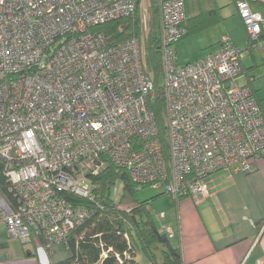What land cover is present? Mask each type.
<instances>
[{
  "label": "built area",
  "instance_id": "built-area-1",
  "mask_svg": "<svg viewBox=\"0 0 264 264\" xmlns=\"http://www.w3.org/2000/svg\"><path fill=\"white\" fill-rule=\"evenodd\" d=\"M259 1L234 0L249 49L264 53ZM160 8L168 151L148 107L143 40L112 45L94 30L134 17L138 0H0V165L12 196L0 191V223L10 237L42 238L48 251L67 245L101 207L94 179L111 166L138 191L179 199L204 193L218 171L252 172L264 157L263 109L253 87L238 83L244 51L223 35L217 50L179 65L185 0Z\"/></svg>",
  "mask_w": 264,
  "mask_h": 264
},
{
  "label": "crops",
  "instance_id": "crops-1",
  "mask_svg": "<svg viewBox=\"0 0 264 264\" xmlns=\"http://www.w3.org/2000/svg\"><path fill=\"white\" fill-rule=\"evenodd\" d=\"M255 8L264 9V0ZM220 18L221 14L218 21ZM223 35L229 34H221L216 46L206 54L220 47ZM246 36V42L231 37L234 45L244 51V73L238 83L253 87L264 114V53L249 49ZM182 40L177 43L178 59ZM255 163L249 173H214L206 180L205 192L197 196L176 199L162 195L152 202L157 225L172 229L171 242L181 249L184 264L264 263V157ZM40 242L24 244L10 237L6 225L0 223V264H50L71 256L65 245L48 251Z\"/></svg>",
  "mask_w": 264,
  "mask_h": 264
},
{
  "label": "trees",
  "instance_id": "trees-1",
  "mask_svg": "<svg viewBox=\"0 0 264 264\" xmlns=\"http://www.w3.org/2000/svg\"><path fill=\"white\" fill-rule=\"evenodd\" d=\"M149 1L151 24L144 42V58L147 71L153 76L154 90L148 99V107L155 112L168 151L165 135L167 119L165 83L159 32L160 0ZM141 3L142 0H138V9L134 17L113 20L97 26L94 30L103 32L112 45L134 35L141 36ZM185 4L187 28L185 37L202 30L218 20V15L220 16V9L217 8L215 0H185ZM118 181H122L123 187L116 198L113 188ZM94 182L97 184V200L101 207L96 208L86 223L71 231L65 245L71 251V256L50 264H139L136 257L140 251L148 257L151 264H184L181 249L172 244L169 235L157 225L152 215V202L162 195H167L166 193L160 191L153 197L141 199L139 196L141 190H137L128 172L114 166L97 176ZM0 191L8 198L12 197L8 192L1 165ZM126 233L130 236L129 242L125 237ZM41 241L45 246L44 239L41 238ZM101 242L103 246L100 245ZM104 251H108L106 257H103Z\"/></svg>",
  "mask_w": 264,
  "mask_h": 264
},
{
  "label": "rangeland",
  "instance_id": "rangeland-1",
  "mask_svg": "<svg viewBox=\"0 0 264 264\" xmlns=\"http://www.w3.org/2000/svg\"><path fill=\"white\" fill-rule=\"evenodd\" d=\"M215 2L219 6L222 18H220L219 21H214L200 31L191 33L182 40L183 42L180 47L181 56L178 59L179 65L199 59L204 54L212 50L216 46L221 34H229L231 37L233 36V39H237L240 42H246V29L237 11L234 0H215ZM149 5V0H142L140 9V14L142 17V32L141 36L139 37H141L143 40V45L146 36L150 31L151 16ZM260 11L264 14V9H260ZM122 186V181H118L116 185L117 191L113 190V194L116 198L119 197ZM160 191V189H154L147 186L139 192V196L141 199H147L157 195V193ZM136 259L139 264H151L148 257L141 251L137 253Z\"/></svg>",
  "mask_w": 264,
  "mask_h": 264
}]
</instances>
